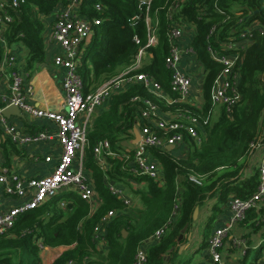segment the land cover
I'll return each instance as SVG.
<instances>
[{
    "label": "trees",
    "instance_id": "obj_1",
    "mask_svg": "<svg viewBox=\"0 0 264 264\" xmlns=\"http://www.w3.org/2000/svg\"><path fill=\"white\" fill-rule=\"evenodd\" d=\"M61 2L63 0H25V4L13 13V21L5 33V43L8 47L21 43L26 48V69L30 70L34 62L43 59L44 26L41 20ZM139 2L80 0V17L101 19L100 25L93 28L77 65L84 93L93 91L130 68L139 47L146 43V26L144 15L139 11ZM170 2L151 0L148 15L157 21L155 34L158 44L148 49L146 61L140 70L129 74L133 76L143 72L150 75L160 83L167 95L171 93L164 58L169 46L166 11ZM96 4L102 9L99 13L94 9ZM218 10L230 16L229 19H225ZM135 16H139V19L132 20ZM174 18L194 28L191 47L203 70L200 77L202 105L195 108L186 104L184 107L203 119L211 113L212 86L222 70V65L207 52L208 46L220 52L221 44L232 35L245 33L244 30L255 23L262 28L261 35L251 33L250 44L243 52L239 81L241 100L231 116L222 111L217 120L204 126L200 131V142H189L190 151L183 159L176 161L169 154L163 155L153 150L152 155L163 173V182L159 183L145 176L131 177L130 170L121 159L125 151L121 143L130 138L138 120V105L131 103L133 97L151 99L165 109L163 103L137 82L112 94L105 110L95 119L87 134L86 167L92 172L95 191L101 197L102 204L91 214L86 202L75 193L62 191L36 209L19 215L14 226L0 234V264H41L38 243L49 248H62L53 264H133L137 247L165 225L166 232L146 248V264H186L178 253L179 247L185 243L180 236L185 227L187 234L191 231L195 209L205 207L214 200L211 217L206 224V241L211 222L228 201L231 198L246 199L255 192L259 183L258 172L244 177V171L252 153L250 144L264 143V0H185ZM212 28L213 33L209 35ZM133 37L138 38L139 44L134 43ZM3 53L0 45V63ZM2 135L0 126V137ZM101 141H107L111 150L118 154L117 158H106L110 167L105 173L94 163L92 155L93 147ZM1 142L4 157L8 150L16 152L9 140L5 138ZM5 160L9 164L8 159ZM192 174L201 177L200 186L189 180ZM104 175L107 176L106 180ZM178 177L183 179L180 184H177ZM128 181L145 184L144 190L135 192L142 208L124 211L123 203L107 190L108 182H121L130 187ZM175 203H178L179 210L172 218ZM112 210L116 213L104 227L103 233L107 252L104 256H98L94 229L101 218ZM247 224L253 232H262L263 242L255 261L264 251V208L249 210L239 225ZM122 231L126 233L125 237Z\"/></svg>",
    "mask_w": 264,
    "mask_h": 264
},
{
    "label": "built area",
    "instance_id": "obj_2",
    "mask_svg": "<svg viewBox=\"0 0 264 264\" xmlns=\"http://www.w3.org/2000/svg\"><path fill=\"white\" fill-rule=\"evenodd\" d=\"M184 1L171 0L166 11V19L169 23L167 32L169 46L168 53L164 58V66L169 72L171 95H167L160 83L148 74L139 72L129 76L131 72L140 70L146 61L148 49L154 48L158 44L155 34L157 21H153L148 15L151 0H140L138 5L139 11H142V15H144L147 41L139 47L132 66L89 93L83 91L82 79L77 71L78 58L82 46L86 44L87 38L92 36L93 28L100 25L101 19L87 20L80 17L78 15L80 0H64V3L55 10L50 40L59 49V53L53 58V66L63 71L61 81L64 95L63 109L61 112H52L41 109L32 103L30 101L31 89L25 88V79L28 74L13 70L10 73L7 92H0V103L3 105L0 108V126L4 133L11 136L13 142L21 146L52 143L55 140L58 142L60 153L53 171L41 177L23 179L17 174L9 172L6 168L0 169V186L3 193L8 197L21 200L19 204L0 212V234L10 230L19 215L36 209L60 191L71 190L82 201L86 202L90 213L102 204L100 200L97 203L94 185L84 169L83 152L87 146L85 124L90 120L95 110L103 106L112 94L132 82L142 84L149 94L164 104L166 109L162 111L159 103L148 98L133 97L131 99L132 104L138 105V120L135 127L139 128L140 138L132 150L129 149L122 154L124 157L121 159H123L125 167L130 170L129 174L133 178L145 176L162 183L163 173L158 162L153 158L152 151L160 150L161 154L166 155L168 152L165 147L167 146L181 148L183 150L181 156L172 157L177 161V159L188 154L189 142L196 144L200 142V131L208 124L209 120L195 115L184 107V105L190 104L192 80L181 71L180 61L184 55L195 56L192 47H183L179 44L186 23L175 19L174 15ZM23 4H25V0H0V45L3 48L6 47L5 33L13 21V13H16ZM94 9L98 13L102 10L98 4L94 6ZM218 13L223 15L225 19L230 17L220 10ZM138 19L139 16L132 18V20ZM244 32L229 37L227 41L221 44L220 52L215 51L211 46L207 48L211 57L222 65V70L215 78L212 86V104L213 106H222L223 112L227 116H231L241 100L239 91L240 66L243 52L250 44L251 33L258 32L260 35L263 33L262 28L257 23L247 27ZM212 33L213 28L209 35ZM133 41L135 44H139L137 37H133ZM13 62L12 56H8L7 62H1L0 74L3 67H6L5 64L11 66ZM9 106L17 107L21 113L30 118L45 120L54 124L56 130L54 132L39 131L35 134L25 135L16 132L13 127L7 124L6 118L1 114ZM164 112L168 116H164ZM260 148L264 149V143H251L249 150L254 152ZM92 155L97 165L103 170L110 167V164H104V157L112 159L118 157V154L111 150L107 141L97 143L93 147ZM45 161H50V158H45ZM258 176L259 183L255 192L246 199L231 198L227 205L229 209L228 219L221 226L215 228L208 238L207 252L212 264H221L224 240L233 228L245 219L249 210H258L264 204V159L258 167ZM189 180L198 186L202 182L201 177L193 174L189 175ZM106 187L112 196L123 203L125 209L132 207L131 200L124 196L120 187L114 183H107ZM178 210V203H175L172 218ZM115 213L114 210L107 212L94 229V242L97 246L106 242L103 236L104 227ZM166 230L167 226L165 225L137 247L133 264H146L148 244L160 239ZM244 244L245 241L240 237L232 239V246L235 248H240ZM48 248L38 243L39 256L42 259L41 264H44L42 255L48 251Z\"/></svg>",
    "mask_w": 264,
    "mask_h": 264
},
{
    "label": "crops",
    "instance_id": "obj_3",
    "mask_svg": "<svg viewBox=\"0 0 264 264\" xmlns=\"http://www.w3.org/2000/svg\"><path fill=\"white\" fill-rule=\"evenodd\" d=\"M63 2H61L58 5V7ZM57 8H55L48 16L42 17L41 20L44 26V30L42 34V39L44 44L43 59L39 62H34L32 68L28 70L25 68L26 55H27L26 48L21 43H16L9 47L6 46L5 48H3L4 53L1 62H5V61L7 62L8 56H12L14 58V62L12 63L11 66L9 64H5L6 67H3L2 72L0 74V92L5 93L7 92L10 83L9 77L11 71L14 70L17 71L18 73H27L28 77L25 79V88L31 89L32 95L30 97V101L39 108L52 112L62 111L63 98H64L63 91L61 88L63 71L53 66V58L59 53V49L58 46L50 40L53 14ZM193 37H194L193 26L189 24H185L183 27L182 37L179 40L180 46L191 47V42L193 40ZM89 39L90 37L87 38L86 43L88 42ZM85 45L86 44L82 46V50L78 58V61L82 57L83 54L82 51ZM180 69L184 74L188 75L192 80L191 96L189 103L191 106H194L195 108H199V106L202 105V95L200 91V82H201L200 77L201 74L203 73L202 67L200 66V64H198L195 56L184 55L180 61ZM125 71H123V73ZM107 103H105L100 108H97L95 112L91 115L90 120L85 124L87 134L90 132L95 119L105 110ZM215 107H218V110L216 112L214 111ZM161 109L162 111L166 110L163 109L162 107ZM222 111H223L222 106L220 105L212 106L211 113L208 117L209 120L208 123L217 120V118L220 116ZM163 114L164 116H168L165 112ZM21 115L22 117L11 116L9 119H6L7 124L13 127V129L20 134L23 135L35 134L39 131L54 132L56 130L55 125L48 121L33 119L28 117L27 115H24L23 113H21ZM5 138L9 140L10 143L15 147L16 152L8 150L7 156L4 157L3 148L1 146V143L4 141L1 142V139H5ZM133 140H134V136L131 133L130 138L127 141L124 140L121 143L122 147L125 148V151L123 152H126L129 149L132 150L134 148V145H132ZM124 144H127L129 148L125 147ZM167 147H165V149ZM87 149L88 148L86 146L83 152L84 169L87 176L90 178V180L94 185L92 172L90 169L86 167L87 154L86 157L84 156V154L87 152ZM187 149H189L190 151V147H187ZM154 151L161 154L160 150H154ZM166 151L168 152L167 154H169L171 157L174 158L180 157L181 154L183 153V150L178 147L177 148L173 147L170 150L166 149ZM59 153H60L59 145L58 142L55 140L52 143H46V144L41 143L37 145L35 144V145L21 146L13 142L11 136L7 135L4 132L3 135L0 137V169L6 168L9 170V172L15 173L23 179L41 177L50 174L53 171L55 163L58 160ZM187 155L188 154H186V156ZM186 156H184L183 158H185ZM47 157L50 158V161L48 162L45 161V158ZM5 159H8L9 164L6 163ZM263 159H264L263 148H260L252 152L248 160V167L244 171V177H250L252 173L258 172V167L260 166ZM178 160L179 159H177V161ZM103 162L105 165L106 163L110 164L107 162L105 157ZM94 163L97 165L95 161ZM100 169L102 170L103 173H105V171L109 168L107 167L105 170H103L102 168ZM103 177L104 180L107 179V176L104 175ZM176 180H177V184H180V182H182L183 179L181 177H178ZM128 182L130 184L129 189L126 187L124 183L120 182L114 184L120 187L123 190L124 196H127L131 200V202L133 203V206L131 208H135V209L142 208V204L140 202L139 196L136 198V200H134L132 195L137 190H144L145 184L141 183L142 184L141 185L140 183H135L134 181H128ZM108 183H113V182H108ZM64 191H71V190H64ZM61 192L62 191L56 193L55 195ZM180 192L181 190L178 191V195H180ZM94 193L96 196L97 203L98 200H100L101 202L102 201L101 197L96 193V191ZM13 199L11 197L6 196L3 193L2 188L0 186V212L10 206H14L20 203ZM177 199L179 200V197ZM213 203L214 200L209 201L205 205V207L196 208L194 211V213L196 212V215H195V219H193L192 222L191 231L187 234L185 230L184 234L181 235V239H185L184 240L185 243L179 247L178 253L181 255V259L184 260L186 264H212L207 252L206 242L208 243V238L212 234L213 230L221 226L223 222H225L229 217V209L228 206H226L225 208H222V212L220 214H217V216L211 222L210 230L209 232H207L208 234L207 240L204 241L206 224L209 222V219L211 217L210 209ZM260 207L264 208V204ZM124 211L127 210L125 209ZM235 237L242 238L245 241V244L240 248L233 247L232 239ZM224 242L225 243L221 251V257H222L221 264H227L225 261L229 263L231 257L234 255L235 252H239L240 254V264H246L245 260L247 259L251 250L258 251L261 243L263 242V237L261 231H258L256 233L253 232L252 229L248 226V224L238 225L233 228V230L226 238V240H224ZM97 247H98V256H104L107 252L106 242ZM61 252H62V248H48V251L42 255L43 263L44 264H46L45 262H47L48 264L51 262L53 263L54 260H56V258L60 256ZM252 264H264V251H262L260 257L257 260L253 261Z\"/></svg>",
    "mask_w": 264,
    "mask_h": 264
},
{
    "label": "water",
    "instance_id": "obj_4",
    "mask_svg": "<svg viewBox=\"0 0 264 264\" xmlns=\"http://www.w3.org/2000/svg\"><path fill=\"white\" fill-rule=\"evenodd\" d=\"M202 80V78H201ZM200 80V81H201ZM2 116L5 117L6 119H9L11 116H17V117H22L19 109L15 106H9L7 108H5L2 112H1ZM132 135L134 136V140L132 142V145H135L137 143V141L139 140L140 138V131H139V128L138 127H135L133 130H132ZM125 147L129 148V146L127 144H124ZM173 147L172 146H168L166 149L167 150H170L172 149ZM195 215H196V212L194 213V216H193V219H195ZM186 230V227L182 230L181 232V235L184 234ZM122 235L123 237L126 236V233L124 231H122ZM180 239H181V236H180Z\"/></svg>",
    "mask_w": 264,
    "mask_h": 264
},
{
    "label": "rangeland",
    "instance_id": "obj_5",
    "mask_svg": "<svg viewBox=\"0 0 264 264\" xmlns=\"http://www.w3.org/2000/svg\"><path fill=\"white\" fill-rule=\"evenodd\" d=\"M193 86H194V84H193ZM217 110H218V107H215L214 108V111L216 112ZM84 156L86 157V153L84 154ZM127 188L129 189V187H127ZM135 188H138V187H135ZM132 197H133L134 200H136V198L138 197V195L136 193H133ZM13 200L18 201V202H21V200H18V199H13ZM132 206H133V203H132ZM256 251L257 250H251L250 254L248 255L247 259L245 260V263L246 264H252V262L254 261L255 256H256ZM225 262L227 264H240V254H239V252H235L234 253V255L231 257L229 263L227 261H225ZM45 263L48 264L47 262H45Z\"/></svg>",
    "mask_w": 264,
    "mask_h": 264
}]
</instances>
